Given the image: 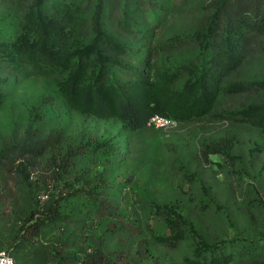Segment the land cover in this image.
I'll return each mask as SVG.
<instances>
[{
    "label": "rangeland",
    "instance_id": "374dc122",
    "mask_svg": "<svg viewBox=\"0 0 264 264\" xmlns=\"http://www.w3.org/2000/svg\"><path fill=\"white\" fill-rule=\"evenodd\" d=\"M63 1L80 5L86 18L95 5V0ZM103 1L105 31L132 47L141 61L151 49L148 66L156 64L170 76L198 56L203 7L210 0ZM30 3L0 0V50L22 33L21 19ZM123 20L134 27L133 35L121 30ZM256 44L224 86L241 81L260 89H225L214 112L264 104V37ZM128 62L137 69L135 61ZM115 72L117 80H134ZM184 76L173 88L182 86ZM57 78L27 77L0 64V249L12 248L16 264H72L93 236L104 239L105 251L129 255L147 237L159 264H264V137L258 130L213 119L202 131L197 124L178 121L173 128H156L150 118L131 130L121 120H98L68 109ZM231 135L238 145L230 157L242 154L250 171L243 179L235 171L240 168L236 159L230 163L210 155L206 161L200 154L202 136ZM39 145H48L43 156H36ZM80 146H86L87 154L75 157L68 169L61 167L67 151ZM101 198L117 207L118 221L136 222L138 237L105 231L106 223L93 213ZM50 201L61 204L64 217L26 239L30 211ZM177 215L197 237L187 231L175 244L154 241L153 236L170 235L164 218ZM201 239L205 246L196 245Z\"/></svg>",
    "mask_w": 264,
    "mask_h": 264
},
{
    "label": "trees",
    "instance_id": "16d2710c",
    "mask_svg": "<svg viewBox=\"0 0 264 264\" xmlns=\"http://www.w3.org/2000/svg\"><path fill=\"white\" fill-rule=\"evenodd\" d=\"M104 11L103 0H95L89 18L85 17V9L80 5L63 0H31L21 19L22 33L5 50H0V64L27 77H59L56 85L68 109L98 120L118 119L131 130L144 127L147 120L155 116L153 114L164 117L159 115L163 113L174 121L197 124L199 131L213 119L225 121L233 128L250 126L264 137V104L214 112L225 89L230 93H248L261 87L241 81L225 87L224 79L243 64L258 47V39L264 37V0H210L203 7L198 56L188 65L174 69L170 76H166L168 70L160 72L156 64L148 66L153 55L151 49L145 51L147 61H141L134 57L132 47L107 33L103 25ZM121 30L131 36L134 27L123 20ZM128 59L135 61L137 69L127 64ZM115 71L134 80H117ZM182 74L185 75L182 86L173 88ZM201 138L199 149L204 160L210 155H220L230 163L236 159L240 165L235 170L237 175L240 179L248 175L250 171L243 155L230 157L229 152L238 145L235 136ZM47 147L36 146V156H43ZM86 154V146L70 148L61 167L68 169L75 157ZM41 204L38 210L30 211L26 219L29 223L23 230L26 239L38 237L44 226L64 217L59 202ZM93 213L95 218L106 223V232L125 231L139 236L136 222L131 219L118 221V209L107 198L96 202ZM164 221L170 235L153 236L154 241L175 244L184 240L187 231L197 237L194 228H188L181 215L175 219L164 218ZM149 241L147 237L141 238L129 255L105 251L104 239L93 236L81 250L82 257L72 259V264H123L127 260L132 262L125 264H159ZM196 245L205 246L202 239ZM0 250L9 251L14 258L12 248Z\"/></svg>",
    "mask_w": 264,
    "mask_h": 264
},
{
    "label": "built area",
    "instance_id": "2783aa9c",
    "mask_svg": "<svg viewBox=\"0 0 264 264\" xmlns=\"http://www.w3.org/2000/svg\"><path fill=\"white\" fill-rule=\"evenodd\" d=\"M149 123L156 128H173L176 126V122L162 116H152ZM0 264H15V260L11 253L7 250H0Z\"/></svg>",
    "mask_w": 264,
    "mask_h": 264
}]
</instances>
